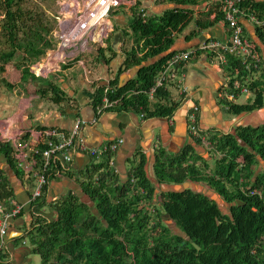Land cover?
Returning a JSON list of instances; mask_svg holds the SVG:
<instances>
[{
	"label": "trees",
	"instance_id": "obj_1",
	"mask_svg": "<svg viewBox=\"0 0 264 264\" xmlns=\"http://www.w3.org/2000/svg\"><path fill=\"white\" fill-rule=\"evenodd\" d=\"M21 1L0 0L3 13L0 32L5 44V49L0 51V74H7L0 83L19 94L41 82L46 87L33 88L31 93L60 106L67 98L60 85L52 81L54 75L51 80L42 79L35 75V72L40 73L37 67H32L40 57L52 51L54 39L42 35L45 27L35 15L21 10L18 6ZM173 1L179 6L195 4L192 0ZM221 1H215L210 10L195 15L193 10L176 8L145 19L138 13L139 5L133 6L128 26L134 36V46L123 53L124 60L114 79L106 87L94 90L91 101L94 112L105 97L113 104L102 113L132 112L142 114L143 120H170L182 102L170 97L169 89L176 71L155 91L153 103L148 102L147 92L176 52H168L141 67L123 86H119L118 77L169 51L174 37L190 23H193L191 34L194 35L222 22ZM241 8L264 22V3L244 0ZM51 30L52 27L46 35ZM256 35L264 41V27L256 28ZM200 53L193 52L176 68L183 73L185 66ZM208 56L215 55L209 53ZM220 65L226 68L227 76L239 68L230 57L226 64ZM262 96V89H258L251 102L229 105L227 112L239 115L261 109ZM42 131L37 142L29 141L31 147L43 146ZM206 137L209 148L221 154L211 171L205 162H198L189 147L172 155L157 149L153 183L145 174L143 158L129 169L122 182L110 163L115 152H106L97 163L88 157L89 164L80 173L79 181L81 193L88 202H82L72 191L48 201L47 189L56 176H74L77 180L70 166L62 168L53 163L44 173L45 184L39 196L29 202L31 223L19 238L28 241L30 253L39 257V264H264V125L237 128L233 135ZM20 139L28 140L26 136ZM193 141L200 144L199 139ZM12 155L10 141L0 134V157L14 168ZM257 158L263 169L255 175L253 168ZM187 181L208 187L226 206L227 212H221L216 202L191 189L181 192L160 189ZM13 202L8 178L0 169V203ZM44 211L53 213L54 219L44 217ZM162 216L183 236L173 234Z\"/></svg>",
	"mask_w": 264,
	"mask_h": 264
},
{
	"label": "crops",
	"instance_id": "obj_2",
	"mask_svg": "<svg viewBox=\"0 0 264 264\" xmlns=\"http://www.w3.org/2000/svg\"><path fill=\"white\" fill-rule=\"evenodd\" d=\"M192 1L195 4L179 6L173 0H130L128 5L121 4L105 16L100 26L91 29L89 33L91 40L86 38V34L83 42L80 41L74 48L61 50L58 47L53 53L56 58L49 61L48 66H45L46 69L40 73L34 72L35 75L48 80L54 75L52 81L60 85L67 98V101L60 106L31 93L33 88L38 90L46 87L41 82L28 87L26 93L22 91L19 94L0 84L1 136L9 140L13 146L18 139L25 136L28 140L35 141L40 130L56 128L65 132L70 131L75 126L76 120L80 119L82 135L89 146L102 149L109 144L122 141L117 145L112 161L113 170L122 182L125 181L129 169L143 158L145 174L153 183L152 168L157 149H163L172 155L189 147L192 155H196L199 159L198 162H205L211 171L214 162L221 157V154L210 149L209 142L207 145L201 142L196 144L188 137L186 114L192 105L198 109V130L207 136L233 135L237 128H258L264 125V41L257 37V27L248 17L243 16L238 22L244 30V37L254 45L261 57L262 84L259 88L262 89L263 94L261 109L232 115L223 108L220 94L225 91L227 71L215 56L209 57L208 53H200L196 60L185 66L181 84L186 88L184 99H180L177 92L172 93V89H169L173 101H182L170 120L163 118L143 120L132 112H104L96 115L91 106L94 90L106 87L114 79L124 60L123 53L134 46V36L128 26L132 18L133 6L143 7L151 16H159L166 10L176 8L193 10L195 15L210 10L211 5L219 0ZM252 1L264 3V0ZM68 8H65L67 14ZM192 31L193 23H190L174 37L169 51H191L206 41L224 43L228 38V30L223 22L216 23L194 35L191 34ZM48 59L50 56L47 57ZM52 61L55 63L54 67L49 68ZM132 69L123 74H127ZM49 73L52 74L49 76ZM123 74L118 77L119 86ZM5 75L0 78L6 79L7 74ZM251 97L253 99L252 95L243 98L251 102ZM234 104L242 105L237 101ZM225 112L232 115V118L227 119L224 116ZM88 164L89 158L86 155L73 153L72 161L68 166L77 180L74 176L72 178L56 176L47 189L48 201L72 191L82 202H86L80 196L82 193L79 181L80 173ZM0 169L8 178L15 204L22 205L23 208L21 214L11 220L7 228L4 264H28L31 247L27 240H21L19 237L31 223L29 196L35 182L32 179L24 180L21 170L16 166L12 168L3 157H0ZM253 169L255 175L263 169V164L258 158L257 165ZM193 186L195 190L204 188L201 183H194ZM169 187L171 186L168 185ZM195 190L193 192L198 193ZM89 204L92 206L90 202ZM42 215L48 220L54 219L53 213L44 211Z\"/></svg>",
	"mask_w": 264,
	"mask_h": 264
},
{
	"label": "built area",
	"instance_id": "obj_3",
	"mask_svg": "<svg viewBox=\"0 0 264 264\" xmlns=\"http://www.w3.org/2000/svg\"><path fill=\"white\" fill-rule=\"evenodd\" d=\"M130 0H85L82 7L69 6L68 16L59 23L56 40L61 50H69L83 42V38L90 39L89 33L92 28L100 26L101 20L109 15L114 9L121 4L128 5ZM244 0H222V22L228 30V38L224 43L209 40L202 43L191 51H178L174 53L166 66L155 77L153 86L147 92L149 103L154 102L153 94L169 78H173V86L170 88L178 93L180 99H184L186 88L183 87V73L176 68L182 62L186 61L193 52L212 53L219 60L220 64H226L228 57L235 60L239 68L231 75L227 76L225 91L220 94L223 101V108L228 110L229 105L243 96L247 97L254 94L261 86L262 65L261 57L254 45L249 43L244 37V30L239 24V18L246 16L254 21L256 27H264V22L257 20L252 14H247L241 4ZM138 13L142 19L148 16L147 11L139 6ZM87 39V40H88ZM91 40V39H90ZM79 46V45H78ZM232 69V68H231ZM173 71V72H172ZM106 90H104V94ZM113 103L105 97L102 98V105L96 109V115L102 114L104 108L110 107ZM198 109L195 105L187 111L186 130L190 139H199L202 144H208L205 134H200L197 123ZM140 119L143 115H139ZM42 147H31L30 140L18 139L12 146L13 160L17 169L21 170L22 178L26 181L32 179L35 184L30 194L29 202L39 196L42 186L45 184L47 169L53 164L58 163L62 168L72 161V154L78 153L94 158L97 163L101 156L106 152L113 153L117 145L122 143L109 144L102 149L89 146L82 135V122L77 119L75 126L70 131H62L56 128H48L42 131ZM36 139L33 142H37ZM110 158V163L112 164ZM37 165V166H35ZM259 195V194H258ZM5 205V206H4ZM8 208H5V207ZM22 210V205L11 203H0V264L5 261V236L11 220Z\"/></svg>",
	"mask_w": 264,
	"mask_h": 264
},
{
	"label": "rangeland",
	"instance_id": "obj_4",
	"mask_svg": "<svg viewBox=\"0 0 264 264\" xmlns=\"http://www.w3.org/2000/svg\"><path fill=\"white\" fill-rule=\"evenodd\" d=\"M85 0H22L19 3V7L21 8L22 11H24L26 14H31V15H35V19L39 20L41 25L44 26V31L42 32L43 36H46L48 39H51V37L54 39V47L52 49V51L48 52L47 55L42 56L39 58V60L37 61V63H35L32 67H37V69L42 72L46 69V65L49 63L50 60H52V58H56L55 55H53V53H55L57 51L58 48V41L56 40V33H57V25L59 23L62 22V20L64 18H66L68 16L67 11L65 8H68L69 6H78L79 8L82 7V4L84 3ZM64 9V10H63ZM3 21V13L0 10V23H2ZM29 22V21H28ZM52 27L51 33L46 35V31L48 29H50ZM3 36L2 33L0 32V51L5 49V44L3 41ZM50 56V59L47 60V57ZM54 62H51V65L49 68H51L52 66L54 67ZM68 64V63H66ZM48 66V65H47ZM61 64L59 65V68L61 69ZM70 66V65H68ZM67 67V66H65ZM52 73H49V76ZM124 75V74H123ZM5 74H0V77H5ZM0 78V79H1ZM2 84V83H0ZM3 85V84H2ZM172 93H174V90H171ZM252 99V97H251ZM238 104H246L249 103L250 101H246L243 96L239 97L237 100ZM224 116L227 119L232 118V115L228 114L227 112L224 113ZM186 184H189L188 182H186ZM193 186V185H192ZM193 188V187H192ZM160 189L165 190L166 187H160ZM158 190V189H156ZM207 190V189H205ZM80 196L84 199H86L85 197H83V194H80ZM88 202V200H86ZM221 212L226 213L227 209L225 205H219ZM155 207H151V209L153 210ZM152 210H151V214L152 215ZM162 219L165 223H167L170 226L171 232L173 234H178L180 236H183L182 233L179 232L178 229H176L173 226V223L166 217L162 216ZM29 263L28 264H39V257L30 254L29 255Z\"/></svg>",
	"mask_w": 264,
	"mask_h": 264
},
{
	"label": "water",
	"instance_id": "obj_5",
	"mask_svg": "<svg viewBox=\"0 0 264 264\" xmlns=\"http://www.w3.org/2000/svg\"><path fill=\"white\" fill-rule=\"evenodd\" d=\"M168 52H171V51H167L166 53H162V54H160L157 57L149 59V60L141 63V65L139 67L133 68L127 74L122 75V77H121V79H122L121 86H123L129 79H131L141 67L148 66L149 64H151V63L157 61L158 59H160L161 57L165 56V54H167ZM188 183L189 184H186V182H185L182 185H175V186H171L169 188L166 187L165 191L181 192V191H183L185 189H191L192 191L195 190L194 188H192V187H194V186H192L194 183H192V182H188ZM204 188L207 189V190H205ZM204 188L203 187L202 188H197V189H199V191L197 189L195 191H197L198 193L203 194L204 196H206L210 200L216 202V204H218V205H224L221 202V200L214 193H212L211 191L208 190V187L205 186Z\"/></svg>",
	"mask_w": 264,
	"mask_h": 264
}]
</instances>
